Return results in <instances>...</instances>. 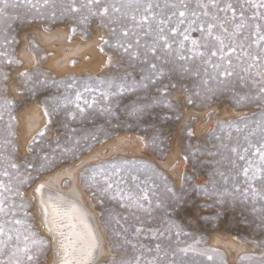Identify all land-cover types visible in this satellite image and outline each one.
Wrapping results in <instances>:
<instances>
[{"label":"rangeland","instance_id":"rangeland-1","mask_svg":"<svg viewBox=\"0 0 264 264\" xmlns=\"http://www.w3.org/2000/svg\"><path fill=\"white\" fill-rule=\"evenodd\" d=\"M18 2L7 10L14 19L0 23V183L11 185L3 195L16 206L0 216L5 228L35 233L43 264L49 242L38 229L34 189L45 179L70 188L73 167L111 252L97 264L137 257L139 264H264V181L244 174L250 162L260 167L254 153L264 142L260 0H216L220 9L232 5L237 22L243 12L248 25L223 58L211 56L219 46L199 28L213 12L221 22L233 13L201 7L208 0H140L149 12L107 16L99 13L115 0H56L55 15L43 0H32L36 8ZM160 27L171 48L158 40ZM37 28L70 31L46 46ZM191 40L209 47L193 50ZM229 112L242 114L225 118ZM15 219L23 224L8 223Z\"/></svg>","mask_w":264,"mask_h":264},{"label":"snow or ice","instance_id":"snow-or-ice-1","mask_svg":"<svg viewBox=\"0 0 264 264\" xmlns=\"http://www.w3.org/2000/svg\"><path fill=\"white\" fill-rule=\"evenodd\" d=\"M26 3L30 4L33 8H36L35 4H32V0H26ZM45 7H51L53 9V15H55V9L57 8L56 0H43ZM100 0H87L88 5L93 4H99ZM211 5L213 9H218L220 11H224L225 13L228 12V10H231L233 15L231 21L228 20L227 16L223 19L221 22L220 17L216 14V12H213L211 14V20L208 21L205 24H201L199 30L201 31L202 38H205L209 43H211L212 47L219 46L216 51L211 52V56H216L218 52L221 54V58H223L222 54L227 47L229 52H235L236 48L233 46V43L231 41V38H240L241 33L243 30L248 27L243 12L240 14L239 22L236 21L235 16V9L232 7L230 3L226 5L225 8L220 9L219 5L216 3V0H208V3L201 5L203 8H208V6ZM257 7H264V0H260L259 5H254ZM20 7V4L18 0H0V23H4L6 20L14 19V17L10 16L8 14L9 8H18ZM141 7H143L144 12H149L151 5L145 4L141 5L140 0H115V2L107 4L103 7V10L99 13L101 16H107L109 15V11L111 10L112 13H121L122 15H127L125 12L126 9H132L136 12H139ZM38 10V9H37ZM72 11H77V9L73 8ZM93 15H96L97 13H92ZM186 13L184 11H181L179 13L180 17H184ZM193 16H195V13H192ZM203 15L207 17L209 13L207 11L203 12ZM131 19L135 22L136 16L133 15ZM148 19L147 16L142 17L140 23L146 22ZM212 21H216V23H213ZM163 24V21L160 22ZM196 21L193 20L187 29H185V32H188L192 30V25L195 24ZM231 27V31L229 29V26ZM220 29L219 33L214 32V29ZM159 36L158 40L163 41L165 48H171V45L168 44L166 36H164V29L163 27H160L158 29ZM171 31L175 33L177 31L176 28H172ZM124 36H128L129 32L127 30L123 33ZM247 39V37H243L240 39V47L243 49L244 44L243 40ZM189 37L188 35H184L183 41L180 42L179 47L182 49L184 48V41H188ZM226 41L228 43L226 44ZM261 41H264V35H259L257 37L256 43H260ZM209 43H205L204 45H200L197 40H191V44L193 46V50H195L197 47H204L208 48ZM131 47V45H129ZM127 51V49H125ZM153 53H155L156 49L153 47L151 49ZM196 55L201 56V58L204 57L203 52L195 53ZM181 59H185V57L181 56ZM11 62V61H10ZM153 68H155V65H152ZM215 67H218L216 65ZM224 75H231L230 72H225ZM261 96L264 97V89L261 90ZM2 118V117H0ZM43 135V133H41ZM255 155L258 156L260 167L259 168H253L251 167L250 162V168H246L244 170V174L246 177L250 178L251 180L261 179L264 181V142L261 143L259 147L255 150ZM244 157L242 156L241 159ZM13 168L16 167L15 164L11 165ZM251 171V176L249 177V172ZM7 173H4L6 175ZM112 185L108 184L107 188H111ZM205 194H215V193H209L208 190L201 189ZM171 191V189H169ZM9 192L11 194L12 188L11 185L5 186L3 183H0V216L7 215L8 213H12L14 215V212H12V209L15 208V205H7L5 203V200L7 199L3 193ZM22 195V194H21ZM173 195H175L173 193ZM135 206L139 209H142L144 211H148V209H144L142 204L135 203ZM22 207V205H21ZM68 216V219L71 220V214H66ZM45 219L47 222L50 223V225L55 228L57 222L55 220L48 221L47 218V211L45 212ZM82 220V216L80 217ZM9 224H15V225H22L23 221L20 219L10 220L8 221ZM70 230L68 233V236L65 238L66 243L64 242V239L60 241L59 247L61 250V257L59 264H88V260L91 258L92 251L96 245H95V237L91 234L89 231V236L91 237V244L85 246L81 239V246L79 249L76 248L77 244V233L75 232V226L70 224ZM140 229H137V232H139ZM15 233V235H13ZM6 237V239H5ZM15 239L16 244L11 245V241ZM43 245V241H40L36 238L35 233L28 231L26 234L25 232H22L19 228L13 229V228H5V222L3 220H0V264H39V258H40V252H41V246ZM11 248L10 252H6V249ZM157 248H159V245H157ZM190 249L185 248L181 249L180 251L187 254V252ZM7 255V259H4V257ZM211 259L212 257H208ZM113 264H116L115 261H113ZM129 264H132V262H129ZM135 264H139V257H137ZM173 264H184L183 261H174Z\"/></svg>","mask_w":264,"mask_h":264},{"label":"bare ground","instance_id":"bare-ground-1","mask_svg":"<svg viewBox=\"0 0 264 264\" xmlns=\"http://www.w3.org/2000/svg\"><path fill=\"white\" fill-rule=\"evenodd\" d=\"M69 31V29L63 30L59 28L51 33H46L42 29L37 28L34 30V33L42 44L48 46L52 44V40L56 37L55 35L64 34L65 37H68ZM56 38H58V36ZM241 114L242 113L240 112H229L225 115V118L237 117ZM68 170H70L69 173H67L71 182V187L69 186L70 188L67 187L68 189H66L63 185L61 186L50 179H41L42 181H40L34 189L35 192L33 193V199L35 202L34 207L37 216L36 220L38 229L40 234H42L41 236L45 237L49 242V252L43 264H59L62 254L59 244L62 239H64V242L66 243L65 238L68 236L70 224L75 226L74 230L77 233V249L81 246V239L85 246L91 244L92 241L89 236V231L94 235L96 246L91 249L92 255L88 260V264H97V262L111 256L103 224L98 218L94 208H92L89 196L86 195L78 182L76 173L78 172V169L71 167L70 169L68 168ZM46 211L48 221L55 220L57 222L55 228L46 221ZM66 214H71V220L68 219ZM81 216L82 220L80 219Z\"/></svg>","mask_w":264,"mask_h":264}]
</instances>
